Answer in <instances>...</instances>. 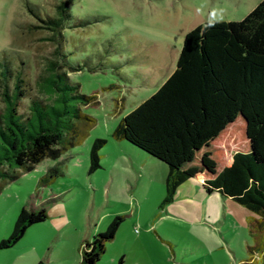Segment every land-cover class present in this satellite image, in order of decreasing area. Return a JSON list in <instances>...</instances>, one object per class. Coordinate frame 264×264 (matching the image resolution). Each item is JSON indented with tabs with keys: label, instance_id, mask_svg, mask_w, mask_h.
<instances>
[{
	"label": "rangeland",
	"instance_id": "1",
	"mask_svg": "<svg viewBox=\"0 0 264 264\" xmlns=\"http://www.w3.org/2000/svg\"><path fill=\"white\" fill-rule=\"evenodd\" d=\"M61 1L0 0V55L10 48L16 24L37 23L26 2L55 14ZM70 1L75 20L88 22L66 31L70 60L82 67L70 78L82 94L97 96L98 105L82 107L96 125L81 145L59 159L43 160L1 191L0 241L9 237L23 208L44 206L49 218L32 225L15 247L0 251V264H79L83 243L116 215L127 217L98 264H117L122 256L125 264H247L250 259L264 264L261 251H250L264 245L250 233L259 216L220 193L206 200L187 188L164 203L166 165L112 136L122 118L176 69L190 30L243 20L263 0ZM47 36L35 35L20 50L33 83L52 58ZM4 111L0 89V115ZM97 139L107 140L99 152L102 167L89 174ZM58 164L63 175L41 182Z\"/></svg>",
	"mask_w": 264,
	"mask_h": 264
},
{
	"label": "trees",
	"instance_id": "2",
	"mask_svg": "<svg viewBox=\"0 0 264 264\" xmlns=\"http://www.w3.org/2000/svg\"><path fill=\"white\" fill-rule=\"evenodd\" d=\"M70 6V0H62L55 14H48L26 2L37 23L16 24L10 48L0 55L5 104L0 115V193L21 173L81 145L96 125L82 107L98 105L97 96L82 94L70 78L82 67L70 60L66 31L88 24L75 20ZM44 33L54 50L33 83L20 50ZM112 136L166 165L164 203L194 180L204 194L220 193L259 216L256 224L250 223V233L264 243V0L243 20L213 21L190 30L176 69L122 118ZM106 143L97 139L92 144L89 174L102 167L99 152ZM60 167L50 168L41 182L50 184L62 176ZM126 217L116 215L105 230L86 240L79 264H98ZM48 218L44 206L23 208L9 237L0 241V251L15 247L32 225ZM256 250L264 259V245L250 247L253 254ZM117 264H125L124 256ZM247 264L260 262L250 259Z\"/></svg>",
	"mask_w": 264,
	"mask_h": 264
},
{
	"label": "crops",
	"instance_id": "3",
	"mask_svg": "<svg viewBox=\"0 0 264 264\" xmlns=\"http://www.w3.org/2000/svg\"><path fill=\"white\" fill-rule=\"evenodd\" d=\"M150 161H155V160H150ZM156 162V161H155ZM168 172V170H167ZM167 176V175H166ZM166 179V177H165ZM188 184L187 187H185V185ZM195 186V187H194ZM185 188L189 189L190 192L192 193L193 197H200L201 199H206V198H209V196H211L212 194H215V193H212L210 195H207V194H204L197 186L196 182H194L193 180L191 181H188L187 183L183 184L179 190H178V193L182 190H184ZM177 195V194H176ZM215 197V196H214ZM223 197V196H222ZM217 198V197H216ZM224 198V197H223ZM224 199H228V198H224ZM207 200V199H206ZM110 244V243H109ZM108 244V245H109Z\"/></svg>",
	"mask_w": 264,
	"mask_h": 264
}]
</instances>
